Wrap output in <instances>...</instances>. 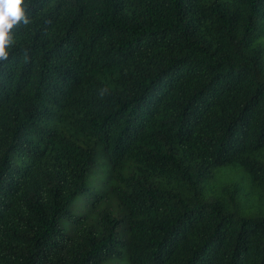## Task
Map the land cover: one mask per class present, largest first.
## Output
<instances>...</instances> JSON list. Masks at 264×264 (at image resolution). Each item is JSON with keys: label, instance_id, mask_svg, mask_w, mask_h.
<instances>
[{"label": "trees", "instance_id": "trees-1", "mask_svg": "<svg viewBox=\"0 0 264 264\" xmlns=\"http://www.w3.org/2000/svg\"><path fill=\"white\" fill-rule=\"evenodd\" d=\"M25 3L0 264H264V0Z\"/></svg>", "mask_w": 264, "mask_h": 264}, {"label": "clouds", "instance_id": "clouds-1", "mask_svg": "<svg viewBox=\"0 0 264 264\" xmlns=\"http://www.w3.org/2000/svg\"><path fill=\"white\" fill-rule=\"evenodd\" d=\"M27 8L25 0H0V61L9 58L8 49L15 43L13 29L31 23Z\"/></svg>", "mask_w": 264, "mask_h": 264}, {"label": "rangeland", "instance_id": "rangeland-1", "mask_svg": "<svg viewBox=\"0 0 264 264\" xmlns=\"http://www.w3.org/2000/svg\"><path fill=\"white\" fill-rule=\"evenodd\" d=\"M105 164H106L105 159L99 160V162H98V170H100V171L103 170V168L105 167ZM237 177H238L237 175H231L230 174V175L227 176V179H229V181H230V180H232L234 178H237ZM70 209H71V207H70ZM69 221H70V218H65V219L62 220V226L67 231H68V228H69V225H68Z\"/></svg>", "mask_w": 264, "mask_h": 264}]
</instances>
